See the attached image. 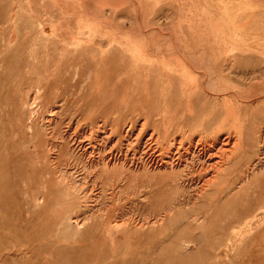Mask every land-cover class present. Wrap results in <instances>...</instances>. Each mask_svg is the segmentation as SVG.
<instances>
[{"label":"rangeland","instance_id":"1","mask_svg":"<svg viewBox=\"0 0 264 264\" xmlns=\"http://www.w3.org/2000/svg\"><path fill=\"white\" fill-rule=\"evenodd\" d=\"M221 1L0 0V264H264V61ZM226 136L198 204L192 150L177 186L105 170Z\"/></svg>","mask_w":264,"mask_h":264},{"label":"bare ground","instance_id":"2","mask_svg":"<svg viewBox=\"0 0 264 264\" xmlns=\"http://www.w3.org/2000/svg\"><path fill=\"white\" fill-rule=\"evenodd\" d=\"M218 1V0H217ZM223 1V0H222ZM221 1V2H222ZM249 1L251 0H225L224 1V10L226 11V14L227 17L229 18V23L226 24L228 25V27L230 26H235L236 28L239 29V26H243L244 30H245V34H244V41H243V51H244V54L248 57V59H251V54L254 52V48L255 46L258 48L255 52H258L259 55L261 56V58L263 59L264 61V32H260V34L258 33H255V30L253 28L252 30V26L253 24H256L255 20H254V17L250 16L249 18H247V20H238L237 17H243V6L245 5L246 6V9L249 10L251 12V15H253V13L256 12V9L254 7H252L249 3ZM259 1V4H261V2H264V0H258ZM221 4V3H220ZM262 5V4H261ZM219 6V5H218ZM235 10H238L239 11V14L235 17L233 15V12ZM261 15H263L262 19L259 17V21L257 22H260L261 25H263V29H264V9L263 11L260 10L259 12ZM225 14V13H224ZM14 15V14H13ZM257 16V15H256ZM257 18V17H256ZM259 24V23H258ZM256 24V25H258ZM225 25V24H224ZM255 26V25H254ZM258 32V30H257ZM244 33V32H243ZM15 35V34H14ZM11 36V34H10ZM9 36V37H10ZM15 37V36H14ZM256 41H259V42H256ZM206 48V45L204 47V49ZM227 48V47H226ZM203 49V50H204ZM207 49V48H206ZM209 49V48H208ZM241 49V48H240ZM227 50H230L229 48ZM232 51V50H231ZM242 51V50H241ZM206 54H209L206 52ZM254 54V53H253ZM203 55V54H202ZM205 56V55H204ZM239 56V55H238ZM237 56V57H238ZM258 56V55H257ZM243 59V57H242ZM254 59V58H253ZM247 61V60H246ZM255 61V60H254ZM233 62V61H232ZM264 63V62H263ZM206 77V76H205ZM37 89V88H36ZM34 93V92H33ZM226 94V93H225ZM237 97V96H236ZM35 98V97H34ZM31 106V105H30ZM49 107V106H48ZM29 109V119L30 120L29 122H32L33 121V118H34V115H35V111L33 109V106H31L30 108L28 107ZM51 115V114H50ZM49 115V116H50ZM54 115V114H53ZM27 120V121H28ZM146 120V119H145ZM50 122V121H49ZM155 122V121H154ZM31 124V123H30ZM35 124V123H34ZM33 124V125H34ZM47 125V124H46ZM98 125V124H97ZM101 125V124H100ZM99 126V125H98ZM166 126V125H164ZM67 127V126H66ZM29 128L31 129V126L29 125ZM115 129V128H114ZM116 130V129H115ZM155 130V129H154ZM103 131V130H102ZM159 131V130H158ZM160 132V131H159ZM158 132V133H159ZM140 133V132H139ZM155 134V133H154ZM153 134V135H154ZM97 135V134H96ZM105 135V134H104ZM108 135V134H106ZM135 135V134H134ZM151 135V134H150ZM137 136V135H136ZM135 136V137H136ZM160 136V135H159ZM158 136V137H159ZM240 136V135H239ZM130 138V137H129ZM153 138V137H152ZM160 138V137H159ZM131 139V138H130ZM129 139V140H130ZM149 139V138H148ZM151 139V138H150ZM149 139V140H150ZM244 139V138H243ZM242 139V140H243ZM134 140V139H132ZM175 140V139H173ZM241 140V141H242ZM155 142L152 144L153 147H150V145H148L146 148H145V156L144 157H141V160H140V157L138 158L137 161H135L134 163L131 162L129 166H118L115 164V161L114 162V157L113 159H109L106 163V168L105 170L107 172H113V173H116V174H119L120 177H124L126 175V178L127 179V183H128V180H130V182H132V184L134 186H138V184L140 182H142L143 180L145 179H155L156 176H158L161 181H167L169 182L170 187L173 185V186H177L179 185L178 182L180 181V175L181 173L183 172V168L187 165V163L189 162L190 158L187 157L188 153L190 154L189 150H192L193 154H195L198 158L199 161H201L202 163V167L204 168H201L200 170H203L204 172L202 173H205L206 174L203 176V180L201 181V185L197 188V190L195 191V194L193 196H188L187 197H183V199L181 198H176L175 197V201L178 202V200H181L183 202H192V204H198L204 197L207 198V196L210 194L209 191L213 190L215 187H216V183H217V179H218V175L220 173V170L222 168V165L223 163L232 158V156H234L235 154L238 155V152L239 151V144L241 141H239V139L237 138H234V137H224L223 140L219 141L218 143V147H216V151H212L213 147H210V146H205L208 145L206 142L203 146H194L188 150H186L185 153H182V154H179V150H178V146L176 148L175 144L173 145L172 143L167 146L165 145L164 146V142L161 143L163 145V147H160L159 144H157L156 141H159V140H154ZM171 141V140H170ZM181 141V140H180ZM199 141V140H198ZM244 141V140H243ZM130 142H134V141H131ZM179 142V141H178ZM151 143V142H150ZM180 143V142H179ZM212 143V142H211ZM262 143V142H261ZM147 144V142H146ZM145 144V145H146ZM160 144V145H161ZM177 144V143H176ZM196 144V143H195ZM199 144V143H198ZM244 144V143H243ZM143 145V146H145ZM181 145V144H180ZM179 145V146H180ZM197 145V144H196ZM214 145V144H213ZM89 146V144H88ZM86 146V147H88ZM127 147V145H125ZM137 146V145H136ZM191 146V145H190ZM189 146V147H190ZM245 146V145H244ZM243 146V147H244ZM247 146V145H246ZM187 147V146H186ZM165 148V152L162 151V149ZM182 148V147H181ZM241 148V147H240ZM85 149V148H84ZM91 149V148H90ZM244 149V148H243ZM94 150V149H93ZM245 150V149H244ZM243 150V151H244ZM141 151V150H140ZM182 151V150H181ZM247 150H245L246 152ZM127 152H129L127 150ZM213 152V153H212ZM215 152V153H214ZM241 152V151H240ZM249 152V151H248ZM130 153V152H129ZM247 153V152H246ZM120 154V153H119ZM127 154V153H126ZM139 154H142V153H139ZM176 154L180 155V157H176ZM240 154V153H239ZM243 154V153H242ZM134 155V154H133ZM143 155V154H142ZM94 156V155H93ZM140 156V155H138ZM191 157V154L189 155ZM194 156V155H193ZM245 156V155H244ZM133 157V156H132ZM237 157V156H236ZM116 158V157H115ZM118 158V156H117ZM130 158V157H129ZM192 158V157H191ZM134 159V158H133ZM233 159V158H232ZM2 160V159H1ZM53 160V159H52ZM123 160V159H122ZM128 160V159H127ZM193 160V158H192ZM204 160V161H202ZM130 161V159L128 160ZM198 162V161H197ZM196 162V163H197ZM228 162V161H227ZM105 163V162H104ZM119 163V162H118ZM117 163V164H118ZM100 164V163H99ZM99 164H98V167H99ZM125 164V163H123ZM193 164V162H192ZM189 165V163H188ZM187 165V166H188ZM196 165V164H195ZM230 165V164H229ZM97 166V165H96ZM101 166V165H100ZM226 166V165H225ZM124 167V168H123ZM199 167V166H198ZM197 167V168H198ZM231 167V166H230ZM196 169V167L194 168ZM189 170V169H188ZM191 170V169H190ZM199 170V171H200ZM229 170V167L228 169ZM191 172V171H190ZM201 173V174H202ZM222 173V171H221ZM115 174V175H116ZM187 174V173H186ZM194 174V173H193ZM199 174V173H197ZM226 174V172H225ZM183 175V174H182ZM187 175H190V174H187ZM192 175V174H191ZM196 175V174H195ZM224 175V174H222ZM195 177V176H194ZM199 177V176H198ZM197 177V178H198ZM186 178V177H185ZM220 178H223L220 177ZM108 179V177H107ZM192 179H194L193 177L191 178V181ZM121 180V179H120ZM123 180V179H122ZM186 180V179H185ZM197 180V179H196ZM201 180V179H200ZM160 181V180H159ZM188 181H189V178H188ZM222 181V180H221ZM118 182V181H117ZM120 182V181H119ZM124 182V181H123ZM145 182V181H144ZM199 182V181H198ZM79 183V182H78ZM112 183V180L111 182ZM151 183V182H150ZM190 183V182H189ZM117 184V183H116ZM129 184V183H128ZM131 184V183H130ZM129 184V185H130ZM168 184V186H169ZM194 184V183H193ZM243 184V183H242ZM120 185V184H119ZM144 185V184H143ZM153 185V184H152ZM163 185V183H162ZM192 185V184H191ZM195 185L198 186V184L195 183ZM194 185V186H195ZM221 185V184H220ZM218 185V186H220ZM228 185V184H227ZM241 185V184H240ZM244 185V184H243ZM133 186V187H134ZM148 186V183L146 184V187ZM151 186V185H150ZM185 186V185H184ZM193 186V185H192ZM193 186V188H194ZM245 186V185H244ZM119 187V186H118ZM123 187V186H122ZM139 187V186H138ZM165 187V186H164ZM183 187V186H182ZM181 187V188H182ZM226 187V186H225ZM242 187V186H241ZM127 188V187H126ZM144 188V186L142 187V189ZM174 188V187H173ZM178 188V187H177ZM177 188H175L177 190ZM244 188V187H243ZM132 189V187H131ZM146 189V188H145ZM148 189V188H147ZM151 189V188H150ZM148 189V190H150ZM218 189V188H217ZM233 189V188H232ZM231 189V190H232ZM239 189V187H238ZM129 190V189H128ZM155 190V189H154ZM158 190V189H157ZM222 190V189H221ZM137 191V190H136ZM153 191V190H152ZM132 192V191H131ZM135 192V191H134ZM147 192V191H146ZM145 192V193H146ZM154 192V191H153ZM165 192V191H164ZM169 192V191H168ZM214 192V191H213ZM216 192V191H215ZM214 192V193H215ZM223 192V191H222ZM227 192V191H225ZM152 193V192H151ZM157 193V192H156ZM167 193V192H166ZM221 193V192H220ZM135 194V193H134ZM133 194V195H134ZM137 194V193H136ZM190 194V193H188ZM219 194V193H218ZM154 196V194H152ZM164 195V193H163ZM182 195V194H181ZM192 195V194H191ZM231 195V193H230ZM157 196V195H156ZM155 196V197H156ZM160 197V195H158ZM169 196V195H168ZM167 196V197H168ZM227 196V195H226ZM229 196V195H228ZM211 197V196H210ZM213 197V196H212ZM164 198V197H163ZM223 198V197H221ZM149 199V198H148ZM231 199V198H230ZM147 200V199H146ZM166 200V199H164ZM223 200V199H222ZM179 201V202H181ZM205 201V200H203ZM208 202V201H207ZM173 203V202H172ZM213 203V202H212ZM211 203V204H212ZM180 204V203H179ZM210 204V203H209ZM220 205V204H219ZM175 206V205H174ZM183 206V205H182ZM186 206H187V203H186ZM196 206V205H195ZM199 206V205H198ZM197 206V207H198ZM207 206V204H206ZM205 207V205H204ZM199 208V207H198ZM77 213V212H76ZM173 215V214H171ZM160 222V221H159ZM28 246V245H27ZM26 248V247H25ZM24 252V251H23ZM33 253V252H32ZM35 253V252H34ZM20 254V253H19ZM18 255V254H17ZM24 256V254H23ZM22 257V256H21ZM35 257V256H34ZM24 258V257H23ZM26 260V259H25ZM30 260V259H29Z\"/></svg>","mask_w":264,"mask_h":264}]
</instances>
